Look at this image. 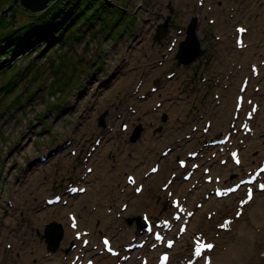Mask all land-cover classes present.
<instances>
[{"label":"rangeland","instance_id":"obj_1","mask_svg":"<svg viewBox=\"0 0 264 264\" xmlns=\"http://www.w3.org/2000/svg\"><path fill=\"white\" fill-rule=\"evenodd\" d=\"M255 1L263 5L256 3L248 7L246 1L239 2L242 14L252 18L253 24L246 36L247 47L239 51L231 36L235 23L230 21L227 27H218L222 33L218 35L217 27L207 24V18L215 15L207 14L205 18L197 0H105L107 5L118 4L124 13L117 24L105 25L96 19L87 22L92 11H86L80 17L81 24L64 32L65 40L54 42L46 51L47 43L40 40L31 47V52H15L3 61L4 66L9 63L14 69L2 74L0 70V264L70 261L73 256L72 251L67 252L73 241V236L67 237L70 211L79 215L81 229L91 231V245L85 251L96 258L97 264H112L115 259H106L96 248L101 235L111 236L117 246H122L132 237L131 231L137 234L136 222L141 213L146 212L151 219L168 214L169 202L160 185L176 171L177 158H184L186 152L194 151L204 140L230 129L241 79L251 74V61L264 62V43L262 50V44H256L260 42L257 38L264 42V0ZM11 4L12 0H0V26L5 19L13 21L6 28L0 27V32L29 23L31 15L35 14L18 4V12H12V7L1 16ZM211 5L213 3L207 0L204 6ZM252 8L259 12L255 13ZM193 15L199 16L196 31L206 54L188 68L179 67L176 54L186 38ZM62 22L59 19L58 24H54L53 36L63 35ZM164 23L167 32L161 39H155L158 28ZM214 32L215 38L210 37ZM171 41L176 42L169 51ZM253 51L257 52L256 56L251 55ZM189 52L186 56L195 51L190 49ZM148 59L153 62L150 70ZM162 60L163 66L155 68ZM170 71L177 73L173 79L166 78ZM144 73L148 76L144 77ZM201 76H206L208 81L201 82ZM140 79L145 83L135 93ZM155 81L160 90L150 94ZM11 82H17V87L12 92L5 91ZM215 93L221 96L217 100L220 105L213 99ZM140 94L149 96L141 99ZM180 95L189 103L177 100ZM247 99L256 100L260 109L253 121L255 136L248 137L249 146L242 149L243 165L234 168L230 163L220 165L211 161L209 164L218 172L228 169L232 175H227L225 184L238 180L264 156V66L250 85ZM157 101L162 102L163 107L155 105ZM130 108L135 113H131ZM102 114L105 127L99 125ZM164 116H167L165 123L162 122ZM205 119L213 123L207 136L201 131ZM122 123L129 126L127 130H121ZM193 125H197L196 131ZM186 134L192 137L175 142ZM96 139H100L98 146ZM65 142L71 145L61 148ZM92 146L96 148L94 151ZM166 147L173 151L163 157L161 151ZM71 149L76 155H72ZM207 154L205 152L202 159L206 165ZM154 162H159L160 173L145 177ZM88 166L93 167L94 173L85 177ZM218 172L212 171V175ZM129 173L145 183L140 197L132 188L121 192ZM202 174L201 169L197 176L200 181H203ZM69 182L87 186L88 192L67 197L65 187ZM193 184L197 181L185 183L177 178L173 187H182L186 192L194 188ZM205 191L206 184H202L189 199H203ZM54 194H61L68 204L46 206L45 198ZM261 200L264 193L256 194L254 202L229 232H222L216 230V224L222 216L233 214L236 200L222 201V209H219L215 205L221 202L209 199V206L198 209L200 216L193 218L190 231L174 250L177 256L172 262H180L188 254L191 236L201 226L208 237H221L220 244L214 240L215 256L228 252L232 242H245L251 243L249 248L254 246V252L250 250L248 259L234 264H254V260L264 264L261 252L264 249V207L261 214L255 212ZM8 203L15 206L9 207ZM123 203L129 205L127 211L120 209ZM191 205L195 207L192 202ZM208 211L212 215L210 219L206 217ZM54 222L62 225L64 236L58 250L50 255L42 234L45 227ZM184 248L185 252H180ZM145 252L153 254V251ZM130 261L138 264L135 258Z\"/></svg>","mask_w":264,"mask_h":264},{"label":"trees","instance_id":"obj_2","mask_svg":"<svg viewBox=\"0 0 264 264\" xmlns=\"http://www.w3.org/2000/svg\"><path fill=\"white\" fill-rule=\"evenodd\" d=\"M13 8L12 12H18V6ZM86 11H92L87 18V22L96 19L102 21L105 25L110 22L117 24L124 18V13L120 10L118 4L107 5L105 0H56L45 11L32 14L31 16L33 17L29 19V23L0 32L1 74L14 69V65L11 66L9 63L4 66L3 61L7 60L15 52L29 53L31 52V47L40 40L47 43L46 51L50 46H54V42L65 40L67 36H65L64 32L81 24L80 17ZM59 19L63 20V26H61L63 35L59 34L55 37L52 33L54 28H56L54 24H58ZM9 22L13 23L12 20L5 19L3 21L4 25L1 23L0 27L6 28ZM68 36L70 37V34ZM16 87L17 82H11L6 86L5 91L12 92Z\"/></svg>","mask_w":264,"mask_h":264},{"label":"water","instance_id":"obj_3","mask_svg":"<svg viewBox=\"0 0 264 264\" xmlns=\"http://www.w3.org/2000/svg\"><path fill=\"white\" fill-rule=\"evenodd\" d=\"M55 1L56 0H12L11 6L3 10L1 13V16H5L8 11L12 10V7L17 6L18 4L21 5L23 8H25L26 10H29L33 13H41L45 11L46 9H48L50 4ZM195 31H196V21L193 19L187 31V38L184 42L180 44V48L177 54V58L179 59V61L186 65L192 62V60H194L195 57L200 53V44L196 38ZM166 32H167V25L166 24L161 25L158 29V33L155 39H161L165 35ZM187 42L192 43L193 44L192 47L195 49L194 55L190 57H185L184 53H182V50H183L182 46L184 43H187ZM99 124L101 126H104V119L100 118ZM52 226L58 229V237L56 241H54L55 243L52 244L50 238L48 237V231H49L50 226L46 228L47 231L45 230L46 234L44 235V238L46 239V242L48 243L49 250L54 251L58 247V244L63 236V233H62V229L59 226L55 224H52Z\"/></svg>","mask_w":264,"mask_h":264},{"label":"bare ground","instance_id":"obj_4","mask_svg":"<svg viewBox=\"0 0 264 264\" xmlns=\"http://www.w3.org/2000/svg\"><path fill=\"white\" fill-rule=\"evenodd\" d=\"M203 5H204V3H203ZM247 34H250V31L248 30V32H247ZM245 41V40H244ZM244 44H245V42H244ZM243 44V45H244ZM193 44L192 43H184L183 44V46H182V48H183V50H182V53H184L185 55H187V54H189L190 52H189V50L190 49H194L193 47ZM261 50L263 49V47H261L260 48ZM259 49V50H260ZM185 57H187V56H185ZM188 57H190V56H188ZM151 61V60H150ZM163 66V65H162ZM156 70V69H155ZM155 70H153V71H155ZM176 77V76H175ZM173 79V78H172ZM144 83L145 82H143V84H142V86L141 87H143V85H144ZM141 87H140V89H141ZM248 89H249V85L247 86V88H246V90L245 91H248ZM161 107H163L162 106V104H161ZM107 114V113H106ZM105 117H104V115L103 116H101V119H104ZM225 172H224V174L227 176L228 174H230L229 173V171H228V169H226V170H224ZM92 173H94V171H92ZM230 175H232V174H230ZM87 191V190H86ZM106 192H109V189H106ZM87 193V192H86ZM85 193V194H86ZM264 193V192H263ZM229 200L231 199L230 197L228 198ZM254 199H255V197L253 198V202H254ZM19 200L20 199H18V202H19ZM221 202V204H217V205H215V206H217V207H219V208H222V201H220ZM252 202V203H253ZM61 203V202H60ZM251 203V204H252ZM211 203H210V201L207 203L206 201H205V203H204V205H207V206H209ZM232 204V202L231 203H229V205H231ZM15 205H13V207H14ZM263 207H264V200H261L260 201V203L257 205V207H256V209H255V212H257V213H259V214H261V211L260 210H262L263 209ZM127 211V210H126ZM61 216H62V214H61ZM198 216H200L199 215V213L197 212V214H196V216L195 217H198ZM254 217H255V214H254ZM78 219H80L79 217H77ZM79 222V221H78ZM129 223H131V221L129 220ZM47 231V230H46ZM243 232H244V230H242ZM134 233V232H133ZM132 233V234H133ZM40 234H41V232H39V236H40ZM46 234V233H45ZM72 234V232L71 231H69L68 230V232H67V237H71V236H73V235H71ZM43 235V234H42ZM48 237L50 238V240H51V242H52V244H54L55 242L54 241H56V239H57V237H58V229L56 228V227H54V226H52V225H50V227H49V231H48ZM43 238V241L46 243V241H45V238H44V236L42 237ZM251 246V243H248V244H246L245 242H242V243H236V244H233V242L232 243H230V245H229V251L228 252H225V253H223V254H219V255H217V256H213V259H212V263L211 264H234V263H236V262H241V261H244V260H246V259H248V255L250 254L249 252H250V250L251 251H253L254 252V250H253V248H254V246H252V248H249ZM213 251V254H214V249L212 250ZM248 256V257H247ZM126 264H134V262H132V261H130L129 263L127 262Z\"/></svg>","mask_w":264,"mask_h":264},{"label":"snow or ice","instance_id":"obj_5","mask_svg":"<svg viewBox=\"0 0 264 264\" xmlns=\"http://www.w3.org/2000/svg\"><path fill=\"white\" fill-rule=\"evenodd\" d=\"M238 31L239 32H244L246 30L245 29H238ZM249 103H250V101H249ZM252 111L253 112L256 111L255 107L252 109ZM249 118H251V116ZM236 162L238 164L239 163V160H237ZM181 165L183 166V162H181ZM153 171H156V169H153ZM261 172H264V169H261ZM241 183H245V182L244 181H241ZM247 183L252 184L253 187H250V188L247 189L246 198H244V199L241 200L240 208L237 210V212L235 214V216H236L237 219H239L240 217H242L244 215V211H246V206L247 205H250L253 202L254 188L258 189V191H260V192H264V184H257V182L255 180L248 181ZM236 187L238 188L239 185H237ZM235 190H236V188H233V189H230L229 191H235ZM137 191H139V189H137ZM217 195L218 196H222V195H224V193H219L218 192ZM174 207L177 209V212H183V209L179 206V203L178 202L174 204ZM189 215H191V213H189ZM175 219L180 220L181 217L179 215H176L175 216ZM229 223L230 222H225V224H222L221 227L222 228H226L227 224H229ZM75 226L76 225L74 223L73 224V227H75ZM147 230L149 232H152L153 231L151 228H148ZM183 231H184V229L181 228L180 229V232H183ZM155 237H156L157 240H161L162 239V237L159 234H155ZM105 244L107 245L108 244V241H105ZM167 247L168 248L173 247L172 242H169L167 244ZM205 247H206V251H212L214 249V245L211 244V243H208ZM196 255L198 257H200L202 254H201V252L199 250H197ZM204 259H205V264H211L209 258L204 257ZM164 260L167 261L168 260V257L165 256L164 257Z\"/></svg>","mask_w":264,"mask_h":264},{"label":"crops","instance_id":"obj_6","mask_svg":"<svg viewBox=\"0 0 264 264\" xmlns=\"http://www.w3.org/2000/svg\"><path fill=\"white\" fill-rule=\"evenodd\" d=\"M241 0L238 1V4ZM243 2L246 1L247 2V6L250 7L249 5H251V7L256 6V3H258L257 5L262 6L263 4H260L259 2L255 1V0H242ZM231 2H233V0H221V2H219L220 8H218L217 13L220 17V20L222 23H225V16H224V10L225 7L230 4ZM240 5V4H239ZM253 9V8H252ZM253 11L255 13L259 12V10L257 9H253ZM249 21L252 20V18H247Z\"/></svg>","mask_w":264,"mask_h":264}]
</instances>
